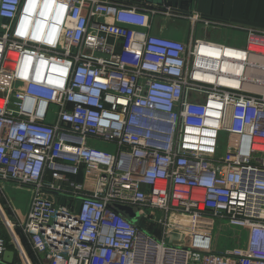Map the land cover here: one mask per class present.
Segmentation results:
<instances>
[{
    "label": "built area",
    "instance_id": "built-area-1",
    "mask_svg": "<svg viewBox=\"0 0 264 264\" xmlns=\"http://www.w3.org/2000/svg\"><path fill=\"white\" fill-rule=\"evenodd\" d=\"M172 9L0 0V264H141L138 226L157 212L164 225L226 220L246 238L225 250L158 240L165 264H264V30ZM159 15L245 41L154 34ZM8 186L30 190L24 216Z\"/></svg>",
    "mask_w": 264,
    "mask_h": 264
},
{
    "label": "crops",
    "instance_id": "crops-1",
    "mask_svg": "<svg viewBox=\"0 0 264 264\" xmlns=\"http://www.w3.org/2000/svg\"><path fill=\"white\" fill-rule=\"evenodd\" d=\"M126 3L141 4L147 6L170 5L174 12L188 15L194 12L202 19L216 21L234 26H245L256 30H264V0H121ZM189 24L188 33H179V26ZM194 27L192 23L177 16H156L153 20L154 34L173 37H181L178 40L186 41L194 33L196 36L213 41L224 40L236 45H243L246 33L232 27H205L199 24ZM11 249V248H10Z\"/></svg>",
    "mask_w": 264,
    "mask_h": 264
},
{
    "label": "rangeland",
    "instance_id": "rangeland-1",
    "mask_svg": "<svg viewBox=\"0 0 264 264\" xmlns=\"http://www.w3.org/2000/svg\"><path fill=\"white\" fill-rule=\"evenodd\" d=\"M186 25L179 26V33H185L189 31V24L185 22ZM200 26L198 25V31L200 30ZM196 34V37H201V33ZM170 37V36H168ZM173 39H180L179 36L171 37ZM221 42H225L224 40H219ZM99 148L109 147L106 150H113L115 145L113 143H107L102 140L97 142ZM79 179L83 180L84 183L88 185H92L94 181V176L92 174H86L84 169H81ZM5 193L12 200L14 207L18 210L19 215L24 216L26 214L27 209L29 208L31 192L28 188H21L16 186H8L5 189ZM9 198V199H10ZM3 198L0 197L1 202ZM5 203V200H4ZM9 213H11L9 211ZM7 211V214H9ZM157 218L154 215L149 213V217L151 221H143V223H147L148 225H140L147 232L156 238L159 241H166L167 244H186V242L193 243L190 237H196V244L192 248L198 249L200 246L208 244L213 249L217 250H225L228 248H233L235 246H245L246 238L244 233L240 231V229L236 227H230L227 224L226 220H218L212 218L211 216H201L194 217L191 215L186 216H171L167 215L166 224H162L158 222V219L162 216V212H157ZM134 223L141 224L136 220ZM189 239V240H188ZM188 240V241H187ZM147 264H156L155 260L157 259L156 253L154 251L150 253L148 257Z\"/></svg>",
    "mask_w": 264,
    "mask_h": 264
},
{
    "label": "bare ground",
    "instance_id": "bare-ground-1",
    "mask_svg": "<svg viewBox=\"0 0 264 264\" xmlns=\"http://www.w3.org/2000/svg\"><path fill=\"white\" fill-rule=\"evenodd\" d=\"M147 243L144 245V255H146L145 262L143 261L141 264H146L148 260V254L156 253L157 259L155 260L156 264H165L167 262L166 258L168 256V252L170 251L165 250L161 244H158V242H154L150 239H146ZM177 264H185L184 262V254H178ZM165 261V262H164ZM164 262V263H163Z\"/></svg>",
    "mask_w": 264,
    "mask_h": 264
},
{
    "label": "water",
    "instance_id": "water-1",
    "mask_svg": "<svg viewBox=\"0 0 264 264\" xmlns=\"http://www.w3.org/2000/svg\"><path fill=\"white\" fill-rule=\"evenodd\" d=\"M118 209L120 211H122L124 214H126L133 222H135L136 220H138L139 218V213L137 211H135L132 207L130 206H123V205H119ZM138 230L141 234L142 238H149L150 240L154 241V242H158V240L156 238H154L153 236H151L147 230H145L143 227L138 226ZM14 257H15V252L13 250H7L4 253L3 259L8 262V263H12L14 261Z\"/></svg>",
    "mask_w": 264,
    "mask_h": 264
},
{
    "label": "trees",
    "instance_id": "trees-1",
    "mask_svg": "<svg viewBox=\"0 0 264 264\" xmlns=\"http://www.w3.org/2000/svg\"><path fill=\"white\" fill-rule=\"evenodd\" d=\"M28 249H29V252L31 253V255L36 259V256H35L34 252L32 251V249L30 247Z\"/></svg>",
    "mask_w": 264,
    "mask_h": 264
}]
</instances>
